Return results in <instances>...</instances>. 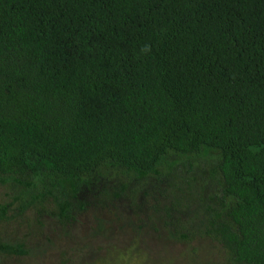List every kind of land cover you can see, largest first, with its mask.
Wrapping results in <instances>:
<instances>
[{
	"label": "trees",
	"instance_id": "1",
	"mask_svg": "<svg viewBox=\"0 0 264 264\" xmlns=\"http://www.w3.org/2000/svg\"><path fill=\"white\" fill-rule=\"evenodd\" d=\"M202 149L230 201L214 235L232 262L264 264V0H0V178L39 161L78 186Z\"/></svg>",
	"mask_w": 264,
	"mask_h": 264
},
{
	"label": "rangeland",
	"instance_id": "2",
	"mask_svg": "<svg viewBox=\"0 0 264 264\" xmlns=\"http://www.w3.org/2000/svg\"><path fill=\"white\" fill-rule=\"evenodd\" d=\"M217 159L167 152L150 173L104 164L78 186L34 161L42 171L0 178V264H46L85 242L97 252L83 264H237L213 233L230 206L217 201Z\"/></svg>",
	"mask_w": 264,
	"mask_h": 264
}]
</instances>
